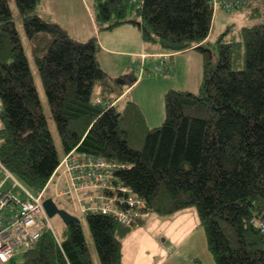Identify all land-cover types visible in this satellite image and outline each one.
Returning a JSON list of instances; mask_svg holds the SVG:
<instances>
[{
	"label": "trees",
	"instance_id": "16d2710c",
	"mask_svg": "<svg viewBox=\"0 0 264 264\" xmlns=\"http://www.w3.org/2000/svg\"><path fill=\"white\" fill-rule=\"evenodd\" d=\"M43 1L15 3L26 36L47 38L36 65L65 155L76 149L120 166L115 176L152 214L195 207L216 264H264V23L228 26L214 61L212 0H146L140 9L96 0L101 30L133 24L145 43L205 59L198 92L168 91L165 120L151 129L135 102L120 99L125 82L102 69L97 39L75 42L37 12ZM245 2L259 20L264 0ZM0 161L32 193L61 162L8 0H0ZM86 221L100 263L125 264L122 237L136 227L102 214ZM59 240L45 229L8 264H95L81 222L65 225Z\"/></svg>",
	"mask_w": 264,
	"mask_h": 264
},
{
	"label": "built area",
	"instance_id": "2783aa9c",
	"mask_svg": "<svg viewBox=\"0 0 264 264\" xmlns=\"http://www.w3.org/2000/svg\"><path fill=\"white\" fill-rule=\"evenodd\" d=\"M128 1L140 9L146 0ZM245 5V0L211 1L214 13L219 9L232 12ZM135 19L141 22L138 15ZM174 55L162 54L155 63H148L149 56L142 55L138 67L133 69L139 72L138 79L164 75L173 69ZM119 167L101 156L73 149L61 159L47 186L39 193H32L0 161V264H8L18 251L31 249L45 229L60 242L44 207L53 183L57 198L65 197L85 214L111 216L126 227L137 228L147 222L152 214L147 203L117 179L114 171ZM9 180L12 185L7 187Z\"/></svg>",
	"mask_w": 264,
	"mask_h": 264
},
{
	"label": "rangeland",
	"instance_id": "374dc122",
	"mask_svg": "<svg viewBox=\"0 0 264 264\" xmlns=\"http://www.w3.org/2000/svg\"><path fill=\"white\" fill-rule=\"evenodd\" d=\"M84 1H85V4L88 1L86 5L84 4V2L82 0H61V1H59L58 11L61 14V19H63V21H64L63 23H66L65 17H66L68 12H73V14L75 15L74 17L78 16V18H83V17L87 16V13L89 11V12H91L92 15H94L95 18L97 17V12H98L97 1L96 0H84ZM8 2L10 5L12 14H13L14 21L16 23L17 30H18L19 35H20L21 40H22V45H23L24 51H25L26 56L29 60V64H30V67H31V70L33 73L35 85H36V88H37V91H38V94H39V97L41 100L43 111H44V114L46 115V117L48 119L49 128H50V131H51L52 136H53L54 144L57 148L59 158L62 159L65 155V152H64L58 131L56 129V125H55L53 118H52V115H51L49 103H48V100H47V97H46V94H45V91H44V88H43V85L41 82V78L39 76L38 67L36 65V58H35L37 56L36 54H43L41 52V49L43 47H45V44L47 42V38L46 37H39L40 36L39 35L35 39H29L25 34L22 18L19 14L15 0H8ZM259 6H261V5H259ZM40 8L41 7L38 6L37 12L40 11V13H41ZM250 10H251V6L248 5V6L244 7L243 9L234 10L232 12H226L224 10L219 9L218 11L215 12V14H216V16L218 14V18L220 19V23L222 22L221 24H226L227 26L234 25L235 28H237V29H241L243 27H250V26L257 24V23H264V9H261L262 16L257 21H253L249 18L248 14H249ZM43 18L45 20H48L45 17H43ZM220 23L219 22L217 23V27L215 29L214 36L210 40L211 44H209V48L213 52L214 61H216L217 57H218V50L216 47V42L226 32V29H227L226 28L227 26L223 27V25H221ZM105 24L106 23H103V25H101V28H104ZM122 30H124V31H121L122 33L118 34L117 36H126L129 34L128 31H125L126 29H122ZM42 35L51 36L50 34H42ZM85 43H87V42H85ZM116 47L119 48L120 45L118 44ZM123 49H127V47L124 46ZM36 52H39V53H36ZM187 54L188 53H184V54H181L180 56H186ZM101 55H102V53H101ZM106 56L108 58V61L110 60L111 64H112V67L103 66L107 69L108 73H114L115 74L118 72V73H121L123 75L129 74L130 75L128 77L129 79L131 76L133 77L134 75L137 78H138V76H140L139 72L136 71L137 69L136 68L133 69V67H136V66L138 67V65L140 63V58L139 59L135 58L131 61V59L128 60L126 57H123V56H119V57L118 56H112V55H109L108 53H106ZM190 56H191L190 58L193 59L192 61L195 64V72H194L192 79L187 78L188 73L184 74L182 72L181 75H179V71H176V73H175L176 66L174 63V67L170 72H168L164 75H151V77H149V78L154 79L155 84L144 83L140 87H137L135 89L132 88L133 92L128 97H126L124 99V101L127 100V101H133V102L138 103L137 105L140 107L141 111L144 112V114L146 115L147 122H148L147 126L149 125L148 126L149 128L152 129V128L158 127L164 122L165 117H166L164 98H165V94L168 91H170V90H181V91L187 90L188 91L190 89H187L186 82L193 83V82L197 81L196 86H194L193 89H194V92H198L200 85H201V81H202L205 59L201 53L200 54L199 53H196V54L190 53ZM102 62H103V59H102ZM150 63H151V61H150ZM177 66H179V64H177ZM169 75L170 76L172 75L173 77L175 76V79L171 80V81H165V82H169V83L171 82L172 84H174L175 87L168 88L165 94L156 93L154 91V88H158L160 86L159 90H161L160 88L163 86V84L161 85V83L158 80H160V78L163 80H164V78L168 80ZM142 79L145 80L144 77L143 78L141 77V80ZM117 80L119 81V79H117ZM130 85H132V84L128 83V84L123 85V87L126 89ZM165 85H167V84H165ZM190 87H192V86H190ZM129 92H127V93H129ZM11 185H12V181L9 180L7 182V187H10ZM55 190H56V187H55V184L53 183L50 186V190H49L47 197L53 199V201L58 205L59 208L68 211L69 213L73 214L75 217H77L80 220L81 226L83 229V233L85 236V240H86L87 245L89 247V250L91 252L92 259H93L95 264H101L99 257H98L96 247H95V243H94V240H93V237L91 234V231H90L89 226H88L87 221H86V214L81 211L80 207H77L78 205H73L65 197L57 198L55 196ZM51 223L54 226L56 233L59 236H61L63 233L64 227H65V223L63 222V220L59 216H55L54 218H51ZM149 225H150V227L156 229L158 232L163 231V233L168 235L169 239H171L172 242L174 240H176L178 237L179 240L177 242H174L176 244L184 243L185 238L188 237V235L191 236L192 232H193V235H195V233H196L195 231H196L197 226L200 228L199 230H203V228L199 224V218H198L197 210L195 207L186 209V210L179 212L175 215L166 216V217H161V216H158L156 214H153L151 216L149 223L146 226L138 227L137 229L147 228V227H149ZM123 229H126V228L123 227L122 230ZM199 234H202V233H199ZM202 236H204V233ZM163 239H164V237H161L160 242H162ZM195 239L197 240V238H195ZM199 241H202V242L204 241V244L201 243L200 248H199L200 253H202L199 256L200 264H215V261L212 257V254L208 248L207 238L199 240ZM22 256H23V252L18 251L16 253V260L21 261Z\"/></svg>",
	"mask_w": 264,
	"mask_h": 264
},
{
	"label": "crops",
	"instance_id": "0c3cea01",
	"mask_svg": "<svg viewBox=\"0 0 264 264\" xmlns=\"http://www.w3.org/2000/svg\"><path fill=\"white\" fill-rule=\"evenodd\" d=\"M59 1L61 0H44L40 6L41 13L39 11V14L42 17L48 19L47 21L58 24L60 27H62V29H64L75 42L85 43L90 41L91 39H97L101 47L100 53H98V55L100 54L98 56V60L102 69L110 77L114 79H119L122 82L124 81L125 84H132L126 88L125 92L120 98L121 100L123 98L125 99L133 92L132 88L135 89L137 87H140L144 83L155 84L154 79L149 78L148 76H144L145 80H141L140 78L135 82V75L133 77L131 76L129 79V74L123 75L118 72L115 74L108 73L107 69L103 66L112 67L111 61H108L106 53L112 56H123L126 57L128 60L131 59V61L135 58L141 59L142 55H147L149 56L147 62L150 63L151 61V63H155L159 60L160 55L166 53L159 45L145 43L143 41L141 31L137 26L133 24H122L111 30H101V26L98 25L96 18L88 10L87 16L83 18H78V16L74 17L75 15L73 14V12H68L65 17L66 23H63L64 21L63 19H61V14L58 11ZM82 1L85 4V1ZM218 22L220 23L218 14L216 16V14L214 13V19L209 40L213 38ZM221 25H223V27L227 26L226 24ZM106 26L107 24L104 25V27ZM122 29H126L125 31H128L129 34L126 36H117L118 34L122 33L121 31H124ZM118 44L120 45V49L116 47ZM124 46H126L127 49H123ZM101 53L103 56L101 55ZM184 53L188 54L186 56H180ZM190 53L200 54V52L195 49L179 52L173 56V61L176 66L175 73L176 71H179V75H181L182 72L184 74L188 73L187 78L192 79L195 72V64L192 61L193 59L190 58ZM102 59L104 63L102 62ZM177 64H179V66H177ZM123 77L124 79H122ZM168 78V80L165 78L164 80L161 78L160 80H158L161 85L163 84V86L160 88L161 90H159L160 86L158 88H154V91L156 93L165 94L168 88L175 87L174 84H172L171 82H165L174 80L175 76L173 77L172 75H169ZM196 82L197 81L193 83L186 82L187 89H190L188 91L194 92L193 88L194 86H196ZM144 116L146 118L145 114ZM151 216L149 220L140 227L146 226L149 223ZM137 228L130 230L129 233L123 235L122 237L123 261L125 264H200L199 256L202 253H200L199 248L201 243L204 244V241L202 242L199 240L205 239L207 237L203 230H199L200 228L198 226L196 228L195 235H193L192 232L191 236L188 235V237L185 238V241L182 244L174 243L179 240L178 237L172 242V240L169 239L168 235L163 233V231L158 232L156 229L150 227V225L149 227L143 229ZM203 233L204 236H202ZM161 237H164L162 242H160ZM195 238H197V240Z\"/></svg>",
	"mask_w": 264,
	"mask_h": 264
},
{
	"label": "water",
	"instance_id": "95a60500",
	"mask_svg": "<svg viewBox=\"0 0 264 264\" xmlns=\"http://www.w3.org/2000/svg\"><path fill=\"white\" fill-rule=\"evenodd\" d=\"M45 210L50 218H54L55 216H59L65 225H69L72 222L80 223V220L75 217L73 214L68 211L61 209L51 198H47L44 201Z\"/></svg>",
	"mask_w": 264,
	"mask_h": 264
}]
</instances>
